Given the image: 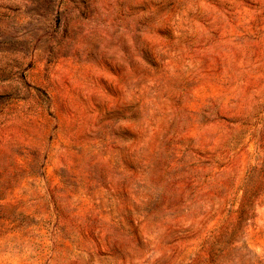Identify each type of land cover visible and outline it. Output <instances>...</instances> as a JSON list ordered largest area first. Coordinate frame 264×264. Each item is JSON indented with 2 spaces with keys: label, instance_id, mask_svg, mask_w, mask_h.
<instances>
[{
  "label": "rangeland",
  "instance_id": "rangeland-1",
  "mask_svg": "<svg viewBox=\"0 0 264 264\" xmlns=\"http://www.w3.org/2000/svg\"><path fill=\"white\" fill-rule=\"evenodd\" d=\"M0 264H264V0H0Z\"/></svg>",
  "mask_w": 264,
  "mask_h": 264
}]
</instances>
